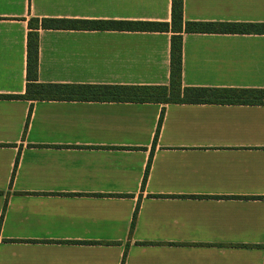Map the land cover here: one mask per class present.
I'll list each match as a JSON object with an SVG mask.
<instances>
[{
	"label": "crops",
	"instance_id": "0c3cea01",
	"mask_svg": "<svg viewBox=\"0 0 264 264\" xmlns=\"http://www.w3.org/2000/svg\"><path fill=\"white\" fill-rule=\"evenodd\" d=\"M183 13L264 24V0ZM34 18L171 23L172 0H0V264H264V104L4 98L26 92ZM171 37L40 30L38 79L168 86ZM182 83L264 90V34L184 33Z\"/></svg>",
	"mask_w": 264,
	"mask_h": 264
},
{
	"label": "trees",
	"instance_id": "16d2710c",
	"mask_svg": "<svg viewBox=\"0 0 264 264\" xmlns=\"http://www.w3.org/2000/svg\"><path fill=\"white\" fill-rule=\"evenodd\" d=\"M184 0H172L171 23L32 19L27 42V84L22 96L4 98L26 101L111 102L136 104H215L261 106L263 89L189 88L182 83L183 34H264V24H207L184 20ZM40 30L170 32L171 66L168 86H104L43 84L38 79ZM163 117L156 133L159 136Z\"/></svg>",
	"mask_w": 264,
	"mask_h": 264
}]
</instances>
